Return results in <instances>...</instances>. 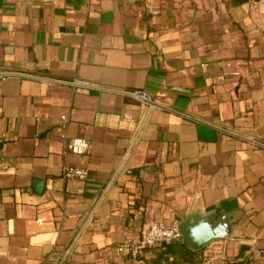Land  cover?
Here are the masks:
<instances>
[{
  "label": "crops",
  "instance_id": "1",
  "mask_svg": "<svg viewBox=\"0 0 264 264\" xmlns=\"http://www.w3.org/2000/svg\"><path fill=\"white\" fill-rule=\"evenodd\" d=\"M194 206L234 238L138 264H264V0H0V264H133Z\"/></svg>",
  "mask_w": 264,
  "mask_h": 264
},
{
  "label": "built area",
  "instance_id": "2",
  "mask_svg": "<svg viewBox=\"0 0 264 264\" xmlns=\"http://www.w3.org/2000/svg\"><path fill=\"white\" fill-rule=\"evenodd\" d=\"M238 73H234L237 75ZM134 96L148 105H152L149 96L144 92H136ZM64 126L68 122L67 116H61ZM63 148L66 153L73 155L87 154L90 149V142L85 138H69L66 134L62 135ZM60 176L63 180L85 181L88 177L87 169L78 166H64ZM174 241H182L178 226L167 225L163 222L151 219L145 225L140 234L133 239L125 240L115 247L119 255L126 256L133 264H138L142 251L152 248L159 244H170ZM71 255V246L62 254V261Z\"/></svg>",
  "mask_w": 264,
  "mask_h": 264
},
{
  "label": "water",
  "instance_id": "3",
  "mask_svg": "<svg viewBox=\"0 0 264 264\" xmlns=\"http://www.w3.org/2000/svg\"><path fill=\"white\" fill-rule=\"evenodd\" d=\"M239 217L236 212L201 210L193 207L186 219L179 225L184 245L199 250L213 240H232Z\"/></svg>",
  "mask_w": 264,
  "mask_h": 264
}]
</instances>
